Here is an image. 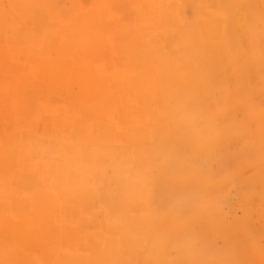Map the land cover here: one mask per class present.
<instances>
[{
    "label": "bare ground",
    "instance_id": "obj_1",
    "mask_svg": "<svg viewBox=\"0 0 264 264\" xmlns=\"http://www.w3.org/2000/svg\"><path fill=\"white\" fill-rule=\"evenodd\" d=\"M263 106L264 0H0V264H262Z\"/></svg>",
    "mask_w": 264,
    "mask_h": 264
},
{
    "label": "rangeland",
    "instance_id": "obj_2",
    "mask_svg": "<svg viewBox=\"0 0 264 264\" xmlns=\"http://www.w3.org/2000/svg\"><path fill=\"white\" fill-rule=\"evenodd\" d=\"M62 2L63 1H61L60 3ZM59 14L62 15V16L60 15V20L66 19L65 17L66 14L63 11L59 12L58 15ZM251 109L254 111V113H256L257 107H254ZM263 109H264V106H263ZM257 113L259 114V112ZM257 113L255 115H257ZM258 141L261 146V152L264 153V140H258ZM239 146H240V140L236 139L235 142L233 143V148L241 153L243 150L240 151ZM246 173H249V172H247L245 168V171L243 169L241 174H246ZM237 175L238 174L233 175V179H231L230 181H227L228 184H226V182L222 184L223 191L221 192V195H229L228 197H230L229 199H226L225 204L222 205L223 211L227 212L226 220L228 221L230 220L235 221V219H239L243 215L242 206L238 202L239 198L235 194V189L233 188V186H231L232 183L235 184L237 182V179H238ZM251 203H252L251 208H250L251 210L248 211V215L250 217L249 222L251 223L252 230H255L262 234V236L259 239V245L263 247L264 246V191H262V193H260L259 196L254 201H251ZM229 258H232L231 254ZM262 264H264V261H262Z\"/></svg>",
    "mask_w": 264,
    "mask_h": 264
}]
</instances>
